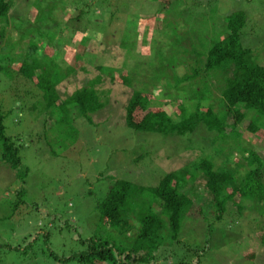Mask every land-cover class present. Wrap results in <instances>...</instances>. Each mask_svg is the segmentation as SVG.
<instances>
[{
    "label": "rangeland",
    "instance_id": "374dc122",
    "mask_svg": "<svg viewBox=\"0 0 264 264\" xmlns=\"http://www.w3.org/2000/svg\"><path fill=\"white\" fill-rule=\"evenodd\" d=\"M39 1L41 14L49 13V17L41 16L43 22L39 21V26L32 29L27 26L33 0H14L8 18L0 19V28L7 26L6 33L12 34L0 42V60L10 57L9 61L14 58L43 64L48 73L61 81L64 79L57 86L60 100L98 75L94 68L104 63L105 68L114 71L105 74L101 89H111L114 94L109 98L114 104L94 114L90 123L75 122L79 135L73 143L72 137L59 139L46 131L50 123L43 126L44 122L29 111L41 98L34 82L16 76L15 70L0 74L5 133L18 150L22 170H27L25 179L20 181L0 160V264H75L76 261H64L82 251L76 241L94 235L98 223L94 208L115 181L155 187L164 175L203 154L199 148L207 149L202 143L207 138L203 126L193 134L171 138L174 142H168L156 134L135 133L120 120H114L111 113L121 115V119L122 106L130 94L129 89L114 80L122 78L124 71L132 72L126 81L140 79L144 83L151 104L168 102L162 85L172 88L185 76L192 75L194 68L190 66L194 61L191 59L209 49L214 41L224 38L225 18L235 12L247 16L240 35L242 45L251 51L258 65L264 66V0H198L190 6L185 0H170L169 6L165 0ZM52 18L57 26L50 25ZM88 36L90 39L83 41ZM167 62L172 66L165 67ZM83 66L88 67L87 75L80 71ZM211 92L219 97L214 88ZM211 102L207 100L201 107L204 109ZM169 108L176 112L175 104ZM219 109L224 111V106ZM247 114L231 141L217 142L216 160L223 164L236 160L237 164L238 153L234 157L229 153L239 150L242 154V147L247 145L259 156L260 173L264 174V116L255 111ZM252 121L258 123L253 133L249 130ZM188 138L193 144L199 140L195 154L185 151L186 143L192 142ZM208 156L216 155L209 150ZM242 156L246 157L244 153ZM245 162H239L241 172L255 168ZM199 183H188L185 191ZM21 189L24 196L20 203L16 194ZM197 192L203 197L202 202H196L198 209L209 210L204 205V193ZM150 202L146 201L145 205L153 208ZM261 204L253 209L247 206L251 210H244L241 217L228 207L229 214L220 222L213 217L205 223L192 224L191 219L185 220L179 237L184 249L178 251L174 246L169 256L175 262L196 261L189 258V248H203V241L213 230L208 249L198 264H264V257L249 260L244 255L249 250L264 255L258 238L264 230V203ZM142 206L139 204L137 209L145 208ZM130 221L133 226L138 225L133 219ZM66 224L73 225L71 232H67ZM43 234H49L47 245ZM115 243L121 244L117 239ZM47 248L58 261L49 256Z\"/></svg>",
    "mask_w": 264,
    "mask_h": 264
},
{
    "label": "trees",
    "instance_id": "16d2710c",
    "mask_svg": "<svg viewBox=\"0 0 264 264\" xmlns=\"http://www.w3.org/2000/svg\"><path fill=\"white\" fill-rule=\"evenodd\" d=\"M185 1L188 6L190 3H198V0ZM13 4L14 0H0V19L8 18ZM165 5L169 6L170 0H165ZM32 8L34 13L32 12L31 18L27 20V26L31 29L35 25L39 26V21L43 22L42 17H49V13L41 14L42 5L39 0H33ZM52 19L50 25H56L55 18ZM246 22L247 16L243 12H235L225 18L224 27L227 34L220 41H214L205 52L195 54L191 59L194 61L193 66H190L194 68L192 75H184V79L176 82L172 88L170 85L167 87L162 85L165 99H168L166 103L158 101L151 104V97L146 93L148 89L140 79L126 81L132 72L124 71L122 78L114 79L130 90L128 99L122 106L124 109L122 118L119 119L121 115L111 113L114 120H120L135 133L156 134L168 142H174L175 139L171 138L193 134L199 126H203L207 138L204 142L201 141L207 149L198 147L203 150L201 151L203 154L200 153L197 159L195 157L177 171L164 175L155 187L145 188L124 180L115 181L94 208L98 217L94 235H86L76 241L82 251L64 262L155 264L158 261L157 264H198L199 258L208 249L211 242L209 235L211 236L213 230L209 231L207 239L203 241V248L201 246L189 248V258L190 256L196 258V261L175 262L169 255L174 252L172 249L174 246H177L178 251L180 248L184 249L180 246L182 242L179 240L182 222L191 219L192 224L205 223L210 217L220 222L229 214L228 207H231L236 216L241 217L244 210L250 211L252 207L264 203V174L260 173L262 166L259 156L245 145L242 150L246 157L242 156L243 153L241 154L239 150H234L229 155L234 157L238 153V163L236 164L235 160L223 164L216 160L218 155L215 151L218 141L227 144L232 140L235 129L248 116L249 111L264 116V66L258 65L253 60L251 51L241 43L240 35ZM6 29L7 26L0 28V42L12 36L6 33ZM17 36L19 37L18 34ZM26 37L29 38L30 34H26ZM84 39L83 41L89 40L90 36ZM9 58L4 57L0 60V74H11L15 70L16 76L21 75L27 81L34 82V87L41 93V98L29 107V111L44 122L43 126L49 122L50 127L46 131L54 133L59 139L64 136L72 137L71 141L76 143L79 131L77 125H74L75 122L82 120L90 123L94 114L105 111V108L114 104L109 98L114 94L111 89H101L105 74L109 75L114 71L105 68L104 63L94 68L98 75L89 78L81 88L60 100L57 86L64 79L61 81L56 75L48 73L39 62L34 63L33 60L20 62L14 58L9 61ZM169 66L172 64L167 62L165 67ZM67 71L71 73L69 69ZM80 71L86 75L89 73L86 66L80 67ZM221 78L224 79V83ZM111 81L113 82V78ZM211 88L216 90L219 97L212 94ZM207 100L213 102L204 110L201 106ZM173 104L177 107L176 112L169 108ZM221 105L224 106V111L219 109ZM8 114L10 112H7ZM5 116L0 105V160L9 167L16 179L23 181L27 170H22L18 150L14 147L12 139L6 136L3 125ZM256 128L258 123L250 122V132H256ZM154 143L158 145L157 142ZM197 144L188 141L185 151L193 152ZM209 150H213L216 156L209 158ZM240 161H246L248 166L254 165L255 168L241 172ZM196 181L200 183L185 191L188 183L195 184ZM197 190L204 193V205L209 210L198 209L199 205L196 202H202L203 197ZM23 196L24 190L21 189L16 194L20 203ZM146 201L153 202V208L146 207ZM139 204H143L142 207L145 208L137 209ZM247 206L251 208L247 209ZM131 219L138 224L136 227L133 226V222L130 223ZM72 227V224L65 225L67 232H71ZM259 234L258 238L264 247L263 228ZM43 238L47 245L49 234H43ZM115 239L121 244H116ZM167 248L170 249L168 252ZM49 252V256L58 261L51 250ZM244 255L249 260L264 257L253 250Z\"/></svg>",
    "mask_w": 264,
    "mask_h": 264
}]
</instances>
